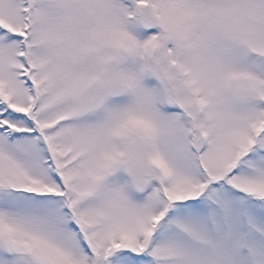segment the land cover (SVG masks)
I'll return each instance as SVG.
<instances>
[{
	"label": "snow or ice",
	"instance_id": "1",
	"mask_svg": "<svg viewBox=\"0 0 264 264\" xmlns=\"http://www.w3.org/2000/svg\"><path fill=\"white\" fill-rule=\"evenodd\" d=\"M0 264H264V0H0Z\"/></svg>",
	"mask_w": 264,
	"mask_h": 264
}]
</instances>
